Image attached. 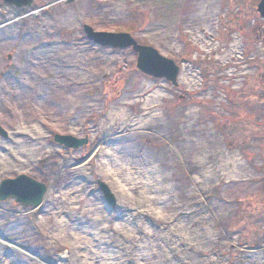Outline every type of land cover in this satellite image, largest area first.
I'll return each mask as SVG.
<instances>
[{"label": "rangeland", "instance_id": "obj_1", "mask_svg": "<svg viewBox=\"0 0 264 264\" xmlns=\"http://www.w3.org/2000/svg\"><path fill=\"white\" fill-rule=\"evenodd\" d=\"M257 2L0 0V181L47 186L37 206L0 201V264H264V204L246 211L260 135L229 141L218 127L233 114L243 132L264 127ZM85 24L155 47L177 84Z\"/></svg>", "mask_w": 264, "mask_h": 264}, {"label": "water", "instance_id": "obj_2", "mask_svg": "<svg viewBox=\"0 0 264 264\" xmlns=\"http://www.w3.org/2000/svg\"><path fill=\"white\" fill-rule=\"evenodd\" d=\"M6 4H14L17 7L29 5L32 0H2ZM256 11L264 18V0H259ZM86 36L101 45L114 48L130 47L137 53L136 68L141 72L156 78H164L173 85L177 84L179 66L173 59L163 56L159 51L147 44L139 43L129 32L124 31H97L90 25L83 26ZM0 134L5 136L6 132L0 125ZM54 140L67 147H77L86 142V139H77L69 135L55 134ZM106 201L112 205L114 196L109 187L102 181H98ZM46 191L44 183L25 175L18 174L13 178H5L0 181V201L12 198L15 202L23 205L37 206Z\"/></svg>", "mask_w": 264, "mask_h": 264}, {"label": "trees", "instance_id": "obj_3", "mask_svg": "<svg viewBox=\"0 0 264 264\" xmlns=\"http://www.w3.org/2000/svg\"><path fill=\"white\" fill-rule=\"evenodd\" d=\"M258 66H260V65H258ZM236 93L237 94H236L235 99H237L238 94H240V93H238V91ZM242 118L243 117H241V116H237L236 114H233L232 116L224 119L223 122H220L218 124V127L224 133V136H226L229 141L237 140L239 142V140H241V141L245 140V136L243 135V133L260 135V140L262 142L261 157H262V161H264V136L262 134V132L264 131V127H261L259 125H255V124L249 122L247 125L249 132H243L240 129L242 123L244 122L241 120ZM260 168H261L262 175H261V177H259L258 189L249 198V201L247 204L249 209L248 210L245 209L250 214L256 210L255 206H257V205L260 206V205L264 204V162L262 163ZM243 210L244 209H239V211H243ZM256 212H257V210H256ZM230 226L232 227V224ZM235 226H236V224H235ZM237 227H239L238 224H237Z\"/></svg>", "mask_w": 264, "mask_h": 264}, {"label": "bare ground", "instance_id": "obj_4", "mask_svg": "<svg viewBox=\"0 0 264 264\" xmlns=\"http://www.w3.org/2000/svg\"><path fill=\"white\" fill-rule=\"evenodd\" d=\"M76 103V102H75ZM76 104H78V103H76Z\"/></svg>", "mask_w": 264, "mask_h": 264}]
</instances>
